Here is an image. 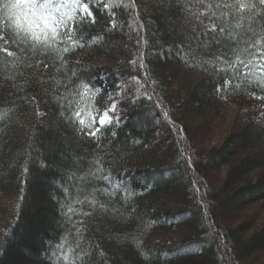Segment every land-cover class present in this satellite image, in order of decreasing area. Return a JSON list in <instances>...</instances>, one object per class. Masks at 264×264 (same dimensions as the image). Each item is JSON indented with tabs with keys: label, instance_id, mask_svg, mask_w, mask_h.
Returning a JSON list of instances; mask_svg holds the SVG:
<instances>
[{
	"label": "trees",
	"instance_id": "trees-1",
	"mask_svg": "<svg viewBox=\"0 0 264 264\" xmlns=\"http://www.w3.org/2000/svg\"><path fill=\"white\" fill-rule=\"evenodd\" d=\"M120 2L115 29L108 11L94 4L95 23L74 22L77 43L63 54V66L21 51L3 32L9 39H0V264H51L48 253L77 221L82 243H93L94 264H264V89L237 60L250 59L264 35V5ZM207 2L217 15H200ZM237 2L261 12L251 19L241 12L239 29L236 10L223 6ZM225 60L236 61L239 73ZM254 62L264 60L257 53ZM133 77H148L151 99L132 103L135 88L126 82ZM81 80L94 96L92 128L69 119V101L78 96L64 94L75 93ZM117 84L126 96L115 95ZM110 93L117 109L101 127ZM5 108L14 112L5 115ZM94 129L95 137L88 134ZM96 153L121 183L114 197L96 194L111 201L100 214L77 203L93 187L108 186L79 179Z\"/></svg>",
	"mask_w": 264,
	"mask_h": 264
},
{
	"label": "clouds",
	"instance_id": "clouds-1",
	"mask_svg": "<svg viewBox=\"0 0 264 264\" xmlns=\"http://www.w3.org/2000/svg\"><path fill=\"white\" fill-rule=\"evenodd\" d=\"M90 3H93L96 6H99L97 0H89ZM204 2V0H201ZM260 4L264 5V0H260ZM39 0H29L27 4H10L8 0H0V39H3V32L6 30L12 37L13 42L18 45H22L21 51L24 48H27L32 55L35 56H49L55 59H59L63 64H66L67 61L64 60L63 54L74 51L75 45L77 43L76 37L77 31L73 27L74 22L79 23L82 19L85 11H88L87 4H84L80 8V16H75V12L71 15H62L57 6V15L54 18H50L52 20L51 28H45L42 23L36 18L34 13L38 11ZM120 0H106L103 4V9H108L110 13V9L112 7L120 6ZM222 5L217 3L215 5L216 8H220ZM225 7H229L236 10V15L238 20L234 27L240 28V20L243 19L241 16V12L247 11L249 13V19L256 15H260L261 12L257 9L256 5L249 2L247 4L241 3H232L229 5H223ZM126 7L134 8L135 4L130 3ZM20 8L21 12L19 15V19L15 16H10L8 14L9 9ZM207 12H211L212 15H217L215 11H213V5L211 2L205 3L204 12H201L200 15H203ZM111 14V13H110ZM223 15H226L224 13ZM89 16L91 13L89 12ZM197 19L199 17L197 16ZM94 22V18H93ZM113 26L116 25V21L113 20L111 22ZM225 27H228L226 24ZM231 39L235 40L237 33L229 34ZM255 35V33H254ZM262 40H264V35H261L256 40V45H260V47L256 48L257 52H260L262 48H264V44H262ZM7 43V41H5ZM236 51V49H233ZM241 51H246V49H242ZM9 56H16V53L9 52ZM23 60V57L20 58ZM220 59V57H217ZM256 59L255 55L252 57V60H249V63L254 62ZM237 60L240 63H243L242 60ZM43 61L38 60L37 63H42ZM136 61H132L135 64ZM236 61L232 62L231 66H234ZM30 67L31 65H26ZM47 67V65H45ZM59 70V69H58ZM222 70V69H221ZM75 75V73H73ZM256 81H260V86L264 87V79L261 76H254ZM136 80V77L132 78ZM121 84H117V88H120ZM77 91L74 93L71 90L64 94L67 96H78V99H74L73 101H69L68 107L72 108V114L69 119H72L75 122V119L78 118L79 125L81 129L83 127H92V124L95 122L94 112L96 109L93 107L92 101L94 99L93 95L89 94V85L81 80L76 85ZM116 96H119L120 93H115ZM112 97V94H109V98ZM115 108V103L112 105ZM107 111L105 110L103 115L101 116V120L104 115H107ZM5 114L9 112H14L12 108L3 109ZM81 113H84V116H81ZM61 116H64L65 113L62 111L60 113ZM104 124H101L103 127ZM100 129H96V132H99ZM4 132V128H0V133ZM115 135V133H113ZM98 139V138H97ZM97 148H101L99 144H97ZM92 167L82 174L79 179L81 181L91 180L92 182L103 181L108 186L107 187H93L87 195L84 196L83 200H78L77 203L83 204L87 202L88 204L93 206V212L97 214L108 212L110 209L108 204L111 202L110 200L101 201L97 198V193L103 197H114L116 193L121 189V183L116 182L115 178L111 176L109 170L104 166V159L99 154L96 153L93 156V159L89 161ZM27 168L25 167V172ZM72 176H69V179H72ZM65 194H67L68 189H64ZM125 195H132L131 192H126ZM63 207V205H62ZM68 212H73L71 207H68ZM92 213L84 212V216H90ZM68 220H71V217H68ZM80 221L71 224V227H66V231L61 235L58 243L54 245L51 249L50 253H48L47 258L51 261V264H94L91 257L93 255V243L90 241L89 243H82V240L85 239L84 231L81 227H78L77 224H80ZM74 231V235L69 236V233ZM105 253L103 251L99 252V257L104 258Z\"/></svg>",
	"mask_w": 264,
	"mask_h": 264
},
{
	"label": "snow or ice",
	"instance_id": "snow-or-ice-1",
	"mask_svg": "<svg viewBox=\"0 0 264 264\" xmlns=\"http://www.w3.org/2000/svg\"><path fill=\"white\" fill-rule=\"evenodd\" d=\"M97 3L99 4V6L103 7V4L105 2H102V0H97ZM132 3H134V0H132ZM87 4V8L88 11H85L84 16L82 17L81 20H83L85 17L87 18H92V22H93V18H94V22L95 23V17L93 16V12L91 11V6L93 5V3H90L89 0H39V5H38V11H36L34 13V15L36 16V18L42 23V25L45 28H51L52 25V20L50 18H54L57 15V6L59 8L60 14L62 15H71L73 12H75V16H79L80 14V8L84 5ZM128 4L130 3H125L123 4V8H130V7H126ZM120 6H116V7H112L110 9V13L108 9H105L108 11L109 16L111 17V22L113 20L116 21V25L113 26V24L111 23V29H115L116 27H118V17L116 15V13L113 11V9H117L120 8ZM89 12L91 13V16H89ZM9 39L8 35L3 36L2 40L7 41ZM74 39H76V37H74ZM262 44H264V40H262ZM254 49H256L257 47H260V45H256L254 43L253 45ZM23 51L25 53L28 52L27 48H24ZM259 54V58L261 60H264V48L261 49L260 52H250L249 56L251 57L250 59L247 60H242L243 61V66L245 67V69H247V74H246V78L249 76H256V69L259 67L260 70V75L262 79H264V63L261 64H257L255 62L249 63V60H252V57L256 54ZM256 60V59H255ZM225 63L229 64L230 66L232 65V61L230 60H225ZM137 63V61L135 62V64ZM141 67H145L143 64V60L139 62ZM234 71L238 74L239 73V68H236L235 66H233ZM148 77L145 78L144 82H141V80L136 79V80H132L131 82H126V84L128 85L129 88H135V93H136V97L137 99L133 100L132 103H137L138 99L141 95L146 96L148 99H151V96L148 95V91L147 88H145V84L147 83ZM256 83L258 84V86H260V81H256ZM229 84V82L227 80H225L224 82V86L227 87ZM261 87V86H260ZM262 89H264V87H261ZM121 91L119 92L120 95L119 96H126V93L124 92L125 89V85L121 84L120 87ZM222 88H217V92L222 91ZM108 100L110 102V106L106 109L107 111V115L103 116V119L100 120V124H107L110 122L109 120V112H115L117 109V104L118 101L114 99V97L112 96L111 98H109L108 96ZM113 103H115V108L112 107ZM6 115V114H5ZM165 118H167V113H165ZM117 122L119 123V117H116ZM262 123H264V121H262ZM89 128V127H88ZM92 128V127H90ZM90 136L95 137L97 135L96 129L90 131L88 133ZM139 141H137L138 143Z\"/></svg>",
	"mask_w": 264,
	"mask_h": 264
},
{
	"label": "rangeland",
	"instance_id": "rangeland-1",
	"mask_svg": "<svg viewBox=\"0 0 264 264\" xmlns=\"http://www.w3.org/2000/svg\"><path fill=\"white\" fill-rule=\"evenodd\" d=\"M9 3L10 4H16V5H20V4H27L29 3V0H9ZM20 12H21V9L20 8H16V9H9L8 10V14L10 16H15L17 18V20L19 19V15H20ZM264 63V62H263ZM259 69V67H258ZM109 120H110V117H109ZM99 124H100V121H99ZM101 125V124H100ZM158 137L159 138H162V133L161 132H158Z\"/></svg>",
	"mask_w": 264,
	"mask_h": 264
}]
</instances>
